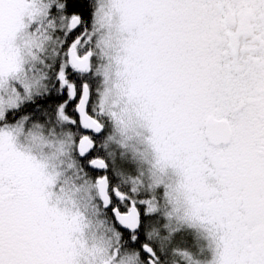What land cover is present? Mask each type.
I'll list each match as a JSON object with an SVG mask.
<instances>
[{"label":"snow or ice","instance_id":"1","mask_svg":"<svg viewBox=\"0 0 264 264\" xmlns=\"http://www.w3.org/2000/svg\"><path fill=\"white\" fill-rule=\"evenodd\" d=\"M0 264H264V0H0Z\"/></svg>","mask_w":264,"mask_h":264}]
</instances>
